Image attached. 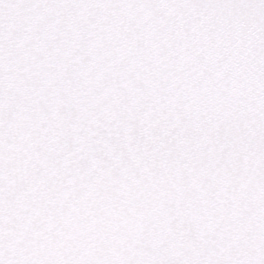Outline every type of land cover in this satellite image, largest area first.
Masks as SVG:
<instances>
[{
  "label": "snow or ice",
  "instance_id": "1",
  "mask_svg": "<svg viewBox=\"0 0 264 264\" xmlns=\"http://www.w3.org/2000/svg\"><path fill=\"white\" fill-rule=\"evenodd\" d=\"M0 264H264V0H0Z\"/></svg>",
  "mask_w": 264,
  "mask_h": 264
}]
</instances>
